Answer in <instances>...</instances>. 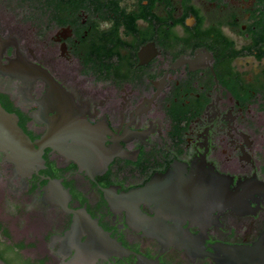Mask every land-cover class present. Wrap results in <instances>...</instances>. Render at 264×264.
Instances as JSON below:
<instances>
[{
  "label": "flooded vegetation",
  "instance_id": "af4514ba",
  "mask_svg": "<svg viewBox=\"0 0 264 264\" xmlns=\"http://www.w3.org/2000/svg\"><path fill=\"white\" fill-rule=\"evenodd\" d=\"M0 264H264V0H0Z\"/></svg>",
  "mask_w": 264,
  "mask_h": 264
},
{
  "label": "water",
  "instance_id": "95a60500",
  "mask_svg": "<svg viewBox=\"0 0 264 264\" xmlns=\"http://www.w3.org/2000/svg\"><path fill=\"white\" fill-rule=\"evenodd\" d=\"M10 153V160L22 170L36 164L40 157L28 138L19 127L16 116L8 113L0 104V153Z\"/></svg>",
  "mask_w": 264,
  "mask_h": 264
}]
</instances>
